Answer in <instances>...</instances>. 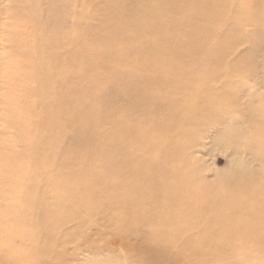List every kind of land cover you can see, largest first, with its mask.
<instances>
[{
  "label": "bare ground",
  "instance_id": "6f19581e",
  "mask_svg": "<svg viewBox=\"0 0 264 264\" xmlns=\"http://www.w3.org/2000/svg\"><path fill=\"white\" fill-rule=\"evenodd\" d=\"M29 1L22 9L17 4L10 9L5 14L9 24L0 26V48L16 51L19 57L7 55L5 49L0 55L4 61L0 65V121L9 113L16 137L29 142L23 152L12 146L11 155V140L0 133V230L5 232L6 246L15 247L17 239L34 247V235H19L5 224L17 208L8 197L17 195L15 177L21 174L14 161L27 158L29 172L30 163L35 162L44 171L60 166L56 174L63 183L50 210L52 206L58 209L51 221L75 222L74 232L64 233V239L102 219L119 235L136 232L138 249L148 250L146 259L154 264H189L193 259L187 231L169 214L185 202L187 188L177 182L176 174L186 169L180 167L187 161L181 158L188 159L184 154L188 144L175 140L172 131L192 126L203 113L214 111V99L221 98L216 85L233 80L241 71L259 76L264 90L259 64L247 59L225 61L241 41L238 32L243 22L256 27L264 22V0H99L96 10L78 13L76 0H60L48 5L54 24L42 29L30 20L32 10L36 11L27 6ZM227 3L231 4L229 14ZM80 40L78 52L63 54V47ZM258 42L264 46V40ZM23 56L27 65H12ZM61 63L75 64V69H58ZM15 66L27 74H13L10 70ZM9 85L13 91L26 92L22 103L9 105L4 99ZM210 87L216 90L211 96ZM35 89L38 93L28 95ZM253 98L264 100V94ZM49 99L52 109L47 106ZM25 112L31 118L27 127L20 124ZM230 132L240 135L236 129ZM21 137L14 140L16 146L24 145ZM219 138L221 144H228L230 135L221 132ZM63 141L70 147L58 151L56 145ZM240 159L237 174L258 172ZM256 160V154L250 153L247 161ZM170 161H176V174L167 182L163 177ZM4 168L7 174L1 177ZM260 184L263 187L264 181ZM19 195L26 194L20 191ZM155 199L164 204L154 205ZM41 204H33L37 214ZM77 206L78 212L70 214L61 209ZM260 227L254 238L264 237V226ZM239 228L237 236L246 229L245 225ZM5 252L0 249V264H18L13 259L3 261ZM48 257L41 264H48ZM34 263L40 264L36 259Z\"/></svg>",
  "mask_w": 264,
  "mask_h": 264
},
{
  "label": "rangeland",
  "instance_id": "374dc122",
  "mask_svg": "<svg viewBox=\"0 0 264 264\" xmlns=\"http://www.w3.org/2000/svg\"><path fill=\"white\" fill-rule=\"evenodd\" d=\"M32 1L27 4L36 11L32 10L30 14L31 22L41 25V29L53 25L52 17L50 20L48 16L47 7L50 6V3H57L60 0ZM27 2L28 0H0V26L8 23L5 14L10 13V9L16 4L22 9L21 6ZM75 2L78 13L86 9L96 10L99 0H76ZM88 4H90L89 8ZM230 8L231 4L227 3V14L230 13ZM30 29L31 25L26 32L29 35L31 34ZM238 34L241 41L227 55L226 63H234L243 59L252 60L259 64L260 71H264V46L258 42L264 40V22L256 27L250 22L244 21ZM81 47L80 40L75 45L63 47V54L71 51L78 52ZM4 49V47L0 48V55ZM5 51L11 57H18L16 51L9 52L7 49ZM27 60L23 56L12 65H27ZM3 62L0 59V65H4ZM56 66L67 72L75 69V64L71 63H61ZM10 71L13 74L18 72L27 74L25 69H21V67L18 69L17 66L12 67ZM255 78L251 71L245 70L241 71L233 80L220 81L216 88L221 89L218 90L221 98L214 99L215 110L203 113L197 118L200 121L193 123L192 126L177 127L172 131L175 140H183L182 143L187 142L188 147L184 154L188 159L181 158V160L187 161L183 165L180 164V168L186 169L185 171L181 169L178 174L173 169L176 167V161H170V168L163 178L170 182L171 176L176 174L178 175L177 182L183 183L187 188V194L183 196L185 202L178 210L169 214H173L175 223L185 226L184 232L187 231L186 238L191 243L189 252L193 259L189 264H264V237L254 238L256 229L264 226V186L261 187L260 184L264 181V100L253 98L254 95L255 97L263 96L264 90L259 86L260 83L257 80L261 78L259 76H255ZM73 79V77L70 78L69 84ZM117 91H121V89ZM211 91L216 92L212 87L210 96L213 95ZM4 93V99L9 100V105H12V101L22 103L23 98L25 99L27 95L23 90L13 91L11 85ZM35 93H38L36 89L30 91L28 95L32 96ZM68 99L70 100V97ZM47 106L52 109V99L47 101ZM247 108H251V110H246ZM6 111L2 110V112ZM260 111L262 114L258 116ZM30 120V116H27L25 112L21 115L20 124L27 127ZM13 123L9 113L3 123L0 121V129H4V132L0 130V133L4 135L5 140L9 139L13 143L9 142L11 155H13L12 146L18 152H23L29 143L26 137L22 139L20 136L24 145L22 147L15 145L14 140L18 141L20 137H16L17 133L13 130ZM231 129L240 131V135L231 133ZM142 132L147 134L149 130ZM221 132L225 135L229 133L228 144L223 145L219 142ZM237 135L244 139L239 141ZM68 147L70 145L66 141L58 142L56 145L58 151H65ZM234 153H236L235 158L239 159L234 158ZM250 153H255L258 160L247 161ZM144 155V153L140 155L138 160H142ZM240 157L245 160L244 162L249 168L258 169V172L252 176L249 173L246 176L237 174V172H241L240 163L242 160ZM14 162L20 165L21 174L15 177L17 195L8 197L11 204L14 201L17 208L13 212L14 217L6 219L5 224L6 227L16 230L17 234L21 233L19 235H34L31 237H34L35 241L34 247L31 246V248L25 242L15 239V247H9L6 246L5 232L0 230V249L3 252L6 251L3 261L13 259L14 263L17 261L18 264H35L34 259H36L41 264V261L46 260V257L49 256L48 264H94L95 262V264H124V262L125 264H154L146 259L148 250L138 249L139 241L136 232L133 235L130 234L131 236L119 235L112 230V225L102 219H97L96 226L85 225L83 226L85 231L82 230V227L72 237L64 239V233L74 232L75 222L71 220L62 224L59 220L51 221L54 220L53 216L58 209L54 210V206H52V210H50V205H55L60 195L57 188L63 183V179H60L56 174L57 168L60 166L44 171L40 164L35 162L30 163L31 170L29 172L27 158ZM6 174L4 168L1 177ZM31 185L32 188H30ZM0 187L3 186L0 184ZM10 187L11 190H14L12 185ZM43 187H46L45 192H42ZM20 191L26 195H19ZM41 201L44 205H39L38 209L40 210L37 209V211L40 212L37 214L33 204ZM154 201L156 206L164 204L162 200L155 199ZM79 207L61 209L70 214V212H78L76 210ZM62 219L64 218L62 217ZM243 225L246 227L245 232H240L241 236H237L238 231L242 229L239 227ZM92 229L93 232L89 236L88 233ZM90 241L88 246L87 243Z\"/></svg>",
  "mask_w": 264,
  "mask_h": 264
}]
</instances>
